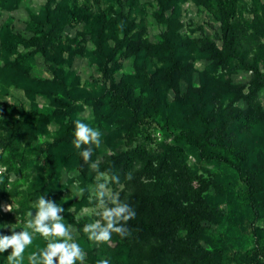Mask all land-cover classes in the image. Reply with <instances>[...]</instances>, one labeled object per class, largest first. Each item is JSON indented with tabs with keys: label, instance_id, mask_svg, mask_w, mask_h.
<instances>
[{
	"label": "rangeland",
	"instance_id": "1",
	"mask_svg": "<svg viewBox=\"0 0 264 264\" xmlns=\"http://www.w3.org/2000/svg\"><path fill=\"white\" fill-rule=\"evenodd\" d=\"M78 119L102 133L88 164ZM97 161L136 212L108 243L83 232ZM41 196L84 264L259 262L264 0H0V235L31 232ZM48 239L33 232L23 264Z\"/></svg>",
	"mask_w": 264,
	"mask_h": 264
},
{
	"label": "clouds",
	"instance_id": "2",
	"mask_svg": "<svg viewBox=\"0 0 264 264\" xmlns=\"http://www.w3.org/2000/svg\"><path fill=\"white\" fill-rule=\"evenodd\" d=\"M75 133L73 144L77 149L87 146L81 155L85 164H88L93 155V145L99 147L101 135L99 129L90 127L81 120L74 122ZM90 167L97 174V183L94 195L97 200L98 215L100 219L85 224L83 232L89 241L95 243H108L111 241L112 234L128 236L129 229L126 224L136 216L135 210L126 202L120 199V194L113 191L110 184L119 185V177L102 172L99 169V162H92ZM126 179L131 180L129 173ZM36 212H28L29 219L26 221L25 228L32 231L22 230L8 235H0V253L9 248L12 249L8 256V264H23L26 248L33 242V232L40 234L48 239L46 248L40 252H34L28 256V264H84L86 252L74 241L71 226L65 225L63 217L60 215L64 211L61 205L51 200H46L41 196L36 205ZM7 211H11V205L7 206ZM56 238V239H52ZM97 264H110L108 259H100Z\"/></svg>",
	"mask_w": 264,
	"mask_h": 264
},
{
	"label": "trees",
	"instance_id": "3",
	"mask_svg": "<svg viewBox=\"0 0 264 264\" xmlns=\"http://www.w3.org/2000/svg\"><path fill=\"white\" fill-rule=\"evenodd\" d=\"M206 123H207V125H208V127H207V129L210 127V123H209V121L207 120V121H205ZM210 129H208V131H209ZM216 137H220L219 139H217V141H219V142H221V139H222V134L220 133V134H216ZM209 140V141H208ZM196 143H198L197 145H199L198 147H199V149H201V150H203V149H206V144L207 145H213V146H219L218 144H213L212 142H210V137L206 140L205 139V141H202V143H200V142H197L196 141ZM230 149H232V147H229V149L228 150H230ZM234 165V164H233ZM152 170H156L154 167H152ZM147 173H149V170H144V176H146L147 177ZM182 218H183V223H186V224H188V225H194V222L193 221H191V220H188V218H187V216L185 215V214H183V216H182ZM194 229H195V231H201L199 228H196V226L194 227ZM259 249L261 250V253H262V256H261V259L259 260V262H257V263H255V264H264V241L262 242V244H261V246H259Z\"/></svg>",
	"mask_w": 264,
	"mask_h": 264
}]
</instances>
